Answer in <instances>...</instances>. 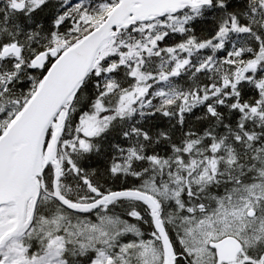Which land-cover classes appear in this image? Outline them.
Segmentation results:
<instances>
[{"label":"snow or ice","instance_id":"6c2138e0","mask_svg":"<svg viewBox=\"0 0 264 264\" xmlns=\"http://www.w3.org/2000/svg\"><path fill=\"white\" fill-rule=\"evenodd\" d=\"M0 264H264V0H0Z\"/></svg>","mask_w":264,"mask_h":264}]
</instances>
